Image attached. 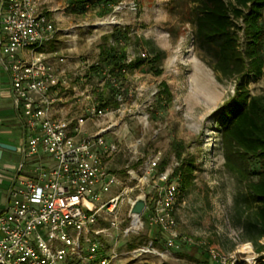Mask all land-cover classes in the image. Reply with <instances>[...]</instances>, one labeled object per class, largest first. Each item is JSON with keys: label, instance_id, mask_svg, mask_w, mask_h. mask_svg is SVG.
Returning <instances> with one entry per match:
<instances>
[{"label": "rangeland", "instance_id": "374dc122", "mask_svg": "<svg viewBox=\"0 0 264 264\" xmlns=\"http://www.w3.org/2000/svg\"><path fill=\"white\" fill-rule=\"evenodd\" d=\"M225 1L234 3V0ZM69 2L39 0L40 10L69 33L51 48L65 61L60 63L51 56L48 60L53 67L64 69L70 80L61 102L64 112L70 116L80 114L90 102L82 98L81 92H87L98 104L102 103L98 97L107 100L115 92L116 98L121 96L116 107L107 108L118 107L120 112L99 120L101 127L112 125L103 137L107 144L118 145L119 152L107 166L120 183L131 185L125 173L127 166L138 170L144 160L157 151L166 160V168H176L181 161L192 166L193 178L187 189L180 190L175 207L180 236L190 239V244L181 243L178 249L170 250L160 242L152 244L155 250L138 254L134 249L151 241L155 229L145 227L138 233L123 236L122 229L130 220L128 208L123 206L118 213V228L111 229L110 236L102 237L105 250H99V254L115 253L117 257L111 264H216L207 253L208 248L213 247L221 256L233 259V264H253V259L262 253L246 238L245 215H239L247 190L223 166L216 114L233 96L236 80L220 78L211 69L210 56L200 49L194 37L196 3L190 0H94L84 14L74 15L67 10ZM234 22L232 30L238 47L244 50L242 20ZM104 35L118 38L125 47L127 63L138 58L143 60L138 67L125 68L124 77L118 81L110 80L107 67L98 60V46ZM144 40L149 41L150 46L145 45ZM152 47L162 52L159 63L153 61ZM155 69L161 70L160 75L154 73ZM244 77L251 95L264 93L261 77L250 74ZM161 84L166 85L169 96L159 93ZM8 128L10 133L5 139L19 149L21 129ZM84 128L88 133L97 130L89 123ZM137 140L140 145L133 155ZM7 153L4 151V162L8 165L22 161L19 152H9L11 157ZM1 175L0 209L4 207L11 173ZM116 192L112 188L110 195ZM235 201L239 207H235ZM257 244L264 246V238L258 239Z\"/></svg>", "mask_w": 264, "mask_h": 264}, {"label": "built area", "instance_id": "2783aa9c", "mask_svg": "<svg viewBox=\"0 0 264 264\" xmlns=\"http://www.w3.org/2000/svg\"><path fill=\"white\" fill-rule=\"evenodd\" d=\"M65 31L40 10L39 0H0L1 66L24 129L22 161L12 167L0 209V264H111L117 256L99 254L105 250L102 237L118 228L119 210L126 206L129 211L136 192L145 194V207L139 216L130 217L123 236L146 227L158 229L167 249L190 244V239L180 236L175 218L180 198L175 166L158 171L162 154L157 151L138 170L127 166L131 185L120 183L107 166L119 152L118 145L107 144L103 137L112 125H99L102 117L120 109L100 108L81 92L90 102L80 114L64 112L61 102L70 80L64 69L48 60L51 56L65 61L51 49L59 38L69 36ZM86 123L97 130L88 133ZM138 145L140 140L133 155ZM112 188L117 190L114 195ZM152 244L151 240L134 250L149 253L155 250ZM207 253L216 264H233L213 247Z\"/></svg>", "mask_w": 264, "mask_h": 264}, {"label": "trees", "instance_id": "16d2710c", "mask_svg": "<svg viewBox=\"0 0 264 264\" xmlns=\"http://www.w3.org/2000/svg\"><path fill=\"white\" fill-rule=\"evenodd\" d=\"M93 1L70 0L67 10L74 15L84 14ZM190 1L197 5L193 19L194 37L200 49L212 59L211 69L220 78L236 80L233 96L216 113L223 166L246 187L247 196L242 198L244 206L239 209V215H245L246 238L262 253L256 264H264V246L257 244L258 239L264 238V93L251 95L244 77L250 74L264 81V0H234L233 4L225 0ZM238 19L243 23L244 50L239 49L232 30ZM117 39L113 35H104L98 46V60L107 67L110 80L115 81L124 77L125 68L138 67L143 61L138 58L127 63L125 47ZM144 43L150 46L149 41L144 40ZM151 51L153 61L159 63L162 52L154 47ZM154 73L160 75L161 70L155 69ZM159 93L170 95L165 84H161ZM110 97L107 100L98 97L102 102L99 107H116V92ZM166 164L162 159L157 170H164ZM173 175L178 177L179 189L184 191L193 178L191 164L184 165L181 161ZM236 206L239 207L237 201ZM150 237L155 245L162 242L158 229Z\"/></svg>", "mask_w": 264, "mask_h": 264}, {"label": "crops", "instance_id": "0c3cea01", "mask_svg": "<svg viewBox=\"0 0 264 264\" xmlns=\"http://www.w3.org/2000/svg\"><path fill=\"white\" fill-rule=\"evenodd\" d=\"M1 64L2 63H1V56H0V142L15 146L12 143L8 142L5 139V136H7L10 133L9 128H8L9 126H16L20 128L22 131L21 137H20V147L18 149L15 146L16 148L15 152H19L21 154L20 148H21V144L24 138V129L21 125L19 115L16 109L14 108V105H13V102L10 96V82H9L8 74L2 68ZM4 151L8 152L7 153L8 157H11L9 152H14V151H9V150L2 151V155L0 159V172H1L0 175L2 174V172L12 173V167L17 165V164L8 165V163L4 162V159H5ZM5 200H6V194L4 198V203H5Z\"/></svg>", "mask_w": 264, "mask_h": 264}, {"label": "water", "instance_id": "95a60500", "mask_svg": "<svg viewBox=\"0 0 264 264\" xmlns=\"http://www.w3.org/2000/svg\"><path fill=\"white\" fill-rule=\"evenodd\" d=\"M3 150L15 151L16 148L15 146L0 142V159ZM144 207H145V194H138L129 208L128 216L129 217L139 216L142 213Z\"/></svg>", "mask_w": 264, "mask_h": 264}, {"label": "bare ground", "instance_id": "6f19581e", "mask_svg": "<svg viewBox=\"0 0 264 264\" xmlns=\"http://www.w3.org/2000/svg\"><path fill=\"white\" fill-rule=\"evenodd\" d=\"M245 248L248 249V245H246Z\"/></svg>", "mask_w": 264, "mask_h": 264}]
</instances>
